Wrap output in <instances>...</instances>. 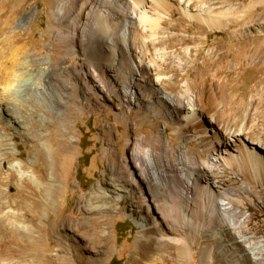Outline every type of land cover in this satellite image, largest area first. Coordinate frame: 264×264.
<instances>
[{
    "label": "rangeland",
    "instance_id": "1",
    "mask_svg": "<svg viewBox=\"0 0 264 264\" xmlns=\"http://www.w3.org/2000/svg\"><path fill=\"white\" fill-rule=\"evenodd\" d=\"M95 2H0L9 11L0 20V74L12 66L10 82L0 83V222L8 226L0 232V264H234L222 254L221 240L227 242L234 233L243 232L251 244L264 243V186L227 168L214 169L223 172L220 180L236 194L223 201L238 210V221L244 224L239 231L206 222L199 233L161 219L149 180L143 181L133 165L137 142L158 151L163 150L162 141L169 143L176 163L180 147L198 150L204 161L208 154L196 141L187 142L193 128L182 126L177 118L158 117L105 93V81L84 63L80 44L74 54L68 39L58 38L59 31H67L69 39L74 31L80 34ZM208 3H219L225 15L234 13L238 18L247 7L253 8L246 22L238 19L221 29L173 13L166 25L175 36L170 52L190 48L194 61L187 60L183 70L170 74L169 91L181 92L192 81L197 94L205 79V127L243 129L264 152V67L258 65L264 51L260 45L264 33L259 32H264V0ZM61 6L68 21L57 14ZM183 34L192 38L181 46L178 35ZM232 81L237 84L234 90L228 87ZM12 113L16 119H11ZM160 171L163 183L174 175L168 166ZM44 176L58 177L55 185L60 190L46 196L53 205L37 216L32 198L47 195ZM120 187L129 193L118 192ZM101 193L107 200L90 201ZM16 228L32 230L45 252L35 259L22 258L36 242L27 241ZM58 239L64 249L57 245Z\"/></svg>",
    "mask_w": 264,
    "mask_h": 264
},
{
    "label": "bare ground",
    "instance_id": "2",
    "mask_svg": "<svg viewBox=\"0 0 264 264\" xmlns=\"http://www.w3.org/2000/svg\"><path fill=\"white\" fill-rule=\"evenodd\" d=\"M5 3L0 4V20L9 14ZM223 8L219 3H208V0H96L86 13L85 27L80 34L74 31L69 39L67 31L58 32L59 39H68L74 54L77 43L84 49L83 61L98 78L105 81V93L117 97L122 104L134 105L137 109H145L158 117L177 118L182 126L193 128V134L187 138V142L196 141L199 148H203L208 154L207 160L202 159L198 150L180 147L181 157L179 163H176L169 143L162 141L163 150L158 151L156 146L147 148L140 140L136 144L132 161L134 167L140 171L142 180H149L152 202L161 219L191 226L199 233L204 230L206 222L211 227L220 223L231 230L239 231L244 228L243 222L238 221V210L223 201V198L234 197L236 194L226 187L225 180H220L224 178L223 172H217L215 168H227L264 186V152L257 147L255 141L250 140L249 133H245L243 129L233 131L228 126L221 128L211 125L208 129L203 124L202 119L207 108L205 79L200 82L201 88L197 94L191 89L192 81L186 82L181 92L169 91L172 80L170 74L183 70V63L187 60L194 61L190 48L179 54L170 52L175 45L172 40H175V36L167 30L166 25L171 23L173 13L180 12L192 22L207 25L211 29H221L238 19L246 22L253 7H247L244 15L241 14L239 18L234 13L225 15ZM66 13V8L61 6L57 14L68 21ZM7 22L9 18L5 20ZM259 32L264 33L262 30ZM178 37L181 46L192 38L188 34ZM166 41L170 43L164 45ZM260 45L264 46V39H261ZM246 52L249 51L246 49ZM252 57L251 53L249 58ZM258 65L264 67V51ZM8 68V71H4L5 75L0 74V83L10 82L12 66ZM197 82L195 79V83ZM221 86L225 89L226 82ZM228 87L234 90L237 87L236 81L230 82ZM35 88L40 92L37 86ZM9 116L11 119L17 118L14 113ZM247 119L248 114L242 121V126ZM210 122L214 123L212 119ZM1 149L0 146V151ZM126 165L130 168L129 163ZM165 166L171 168L174 175L171 180L166 179L163 183L164 176L160 170ZM44 177L48 183L47 195L41 193L32 198L37 216L53 205V199L46 196L54 195L60 190L55 185L60 180L58 177ZM133 180L137 182L135 177ZM160 187H163L162 193ZM117 191L129 193L123 187L117 188ZM99 198L107 200L101 193L90 201ZM52 224L55 226L57 222ZM6 225L4 221L0 222V232L8 230ZM158 225V222L154 223V227ZM141 227L146 226L141 224ZM15 231L27 241L33 239L36 242L29 246V253L23 254L22 258L29 255L35 259L45 252L32 230L16 228ZM163 240L166 241L164 237ZM223 241L225 242L221 240ZM224 242L222 254L227 261H235L234 264H262V258L259 257L264 258V243L251 244L243 232L242 235L241 232L234 233L232 239ZM57 245L64 249L62 240L58 239ZM243 252H247V255H242Z\"/></svg>",
    "mask_w": 264,
    "mask_h": 264
}]
</instances>
